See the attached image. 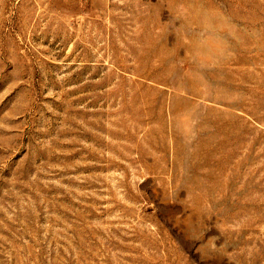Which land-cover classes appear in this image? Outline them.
<instances>
[{
  "label": "rangeland",
  "instance_id": "374dc122",
  "mask_svg": "<svg viewBox=\"0 0 264 264\" xmlns=\"http://www.w3.org/2000/svg\"><path fill=\"white\" fill-rule=\"evenodd\" d=\"M0 264H264V0H0Z\"/></svg>",
  "mask_w": 264,
  "mask_h": 264
}]
</instances>
